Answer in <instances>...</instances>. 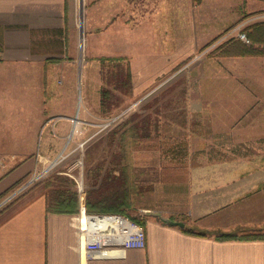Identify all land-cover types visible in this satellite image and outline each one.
I'll return each instance as SVG.
<instances>
[{
    "label": "crops",
    "instance_id": "obj_1",
    "mask_svg": "<svg viewBox=\"0 0 264 264\" xmlns=\"http://www.w3.org/2000/svg\"><path fill=\"white\" fill-rule=\"evenodd\" d=\"M85 1L87 53L92 63L100 66L102 83V75L112 70L117 69L119 78L121 69L126 72L124 60L135 47V34L143 36V42L154 34L147 15L152 17L149 12L158 10L154 5L159 0H135L142 6L136 13L140 20L134 25L127 19V0ZM184 1V6L190 7V0ZM253 6L244 0H201L181 15L193 20L191 28L201 26L194 19L214 26L225 10L234 11L237 19L240 11ZM73 24L74 0H0V195L34 169L48 145L62 147L64 142L76 140L72 118L87 122V116L94 112L92 70L88 64L78 63ZM237 57L253 71L238 69L229 93L232 98L226 96L223 104L204 107L205 112L200 110L199 114L208 116L209 138L217 143L260 145L264 142V117L255 120L244 116L264 115V61L260 56ZM81 73L88 88H84L78 107ZM98 82L97 107L101 112L104 85L100 79ZM132 91H139V87L132 85ZM217 115L223 126L216 124ZM233 189L228 184L222 186L215 206L201 213L190 211L199 218L194 224L213 228L223 217L235 216L237 220L230 203L239 200L243 189ZM80 207L77 204V212H47L44 190L37 187L1 207L0 264H264V239H218L208 233L197 234L201 231L191 227H186L192 230L187 232L154 220L145 224L144 245L134 247L123 243L131 242L129 234H136L132 225L124 221L108 224V217H96L102 226L112 228L105 237L109 243L85 248Z\"/></svg>",
    "mask_w": 264,
    "mask_h": 264
},
{
    "label": "rangeland",
    "instance_id": "obj_2",
    "mask_svg": "<svg viewBox=\"0 0 264 264\" xmlns=\"http://www.w3.org/2000/svg\"><path fill=\"white\" fill-rule=\"evenodd\" d=\"M244 1L254 6L250 9L245 7L237 19H234V11L225 10L219 24L212 26L206 22L205 25L201 19H194L201 26L191 28L193 20L182 18V10H193L201 0H190V7L184 6V0L168 3L159 0L154 5L158 10L148 11L152 17L147 15L152 21L154 34L150 35L149 41L143 42L140 40L143 36L136 33L135 47L125 56L126 71L130 75V89H127L125 84L118 87L115 84L117 69L102 75L104 82H101L100 66L92 63L86 49L83 25L86 1L74 0L73 31L77 59L79 65L88 64L92 70L89 77L94 83L90 91L94 112L87 116V122L77 119L73 130L74 142L69 143L68 140L62 147L48 145L34 169L1 194L0 202L50 161L61 156L18 196L34 187L42 188L44 194L57 187L75 192L77 204L82 203L84 207L90 194L98 191L96 188L105 173L109 170L114 174L124 171L128 184L118 183V187H128L131 195L128 215L104 214L126 217L129 225L140 226L143 231L145 224L153 220L166 224L169 220H179L184 227L215 237L228 233L241 237L264 229V142L254 146H233L225 140L217 143L209 138L211 131H207L205 121L208 116L199 114L200 110H205L204 107L224 102L226 96L232 98L229 93L233 90L234 75L246 66L237 56H260L264 61V41L254 42L249 34L252 24L264 21V0ZM141 6L135 0H127L126 15L130 24L140 20L136 13ZM236 27L245 33L248 42L237 38V30L232 31ZM230 40L245 45L252 43L261 53L223 55L220 47ZM252 68L247 65L244 69L253 71ZM120 72L125 80L126 72L123 73L122 69ZM99 79L111 95V104L101 112L97 107ZM134 84L139 91L132 93ZM85 87L88 88L81 73L77 88L78 107L82 105L80 98ZM235 95L238 96L237 93ZM247 117L257 120L264 115L244 116ZM215 119L218 126H223L219 123L221 116L217 115ZM226 184L234 189H243L237 198L239 200L230 203L238 219L235 220V216L230 219L223 217L217 226L214 223L213 228L194 224L199 218H194L190 211L201 213L215 206L220 188ZM104 231L111 233L112 228L106 226Z\"/></svg>",
    "mask_w": 264,
    "mask_h": 264
},
{
    "label": "trees",
    "instance_id": "obj_3",
    "mask_svg": "<svg viewBox=\"0 0 264 264\" xmlns=\"http://www.w3.org/2000/svg\"><path fill=\"white\" fill-rule=\"evenodd\" d=\"M251 32H249L254 42L264 41V21L254 23L250 26ZM223 55H245V54H258L260 50L254 46V44L245 45L237 40H230L226 44L220 47ZM129 72V71H128ZM126 71L127 77L125 80L120 76L115 79L117 87L121 84H125L127 89H130V75ZM116 87V88H117ZM109 90L102 88L100 91V106L104 111L109 107L110 103ZM62 180V178H58ZM57 182V180H55ZM127 185L128 181L124 171H120L118 174H114L113 170H109L105 173L98 183L96 193H91L84 203V210L88 213H120L128 215L127 208H129L130 193L128 187L120 186ZM125 187V188H123ZM100 189V190H99ZM45 196V209L47 212H77V198L75 192L58 189L53 187L46 191ZM91 196L93 200H91ZM168 224H170L168 222ZM171 225V224H170ZM144 226V225H143ZM182 230L192 232L191 229L186 227H180ZM197 234H204L203 232H196ZM218 239H264V229H258L251 231L249 234L235 237L231 234H219L216 236Z\"/></svg>",
    "mask_w": 264,
    "mask_h": 264
},
{
    "label": "built area",
    "instance_id": "obj_4",
    "mask_svg": "<svg viewBox=\"0 0 264 264\" xmlns=\"http://www.w3.org/2000/svg\"><path fill=\"white\" fill-rule=\"evenodd\" d=\"M80 2V0H77ZM239 27V26H238ZM238 27L234 28L232 31L237 30L236 36L237 38L241 39L242 41L248 42V38L245 35L244 32H241L238 30ZM74 127L73 130L76 129L77 126V118L74 117L71 119ZM61 155V154H60ZM61 158V156H60ZM60 158H55L53 161H50L45 168L40 170L39 173L32 175L27 182H25L23 185L20 187L16 188L13 192H11L4 200L0 202V208L4 205L9 203L10 200L21 194L27 187H29L30 184L33 183V181L37 178H39L41 175H43L47 170H49L52 165L57 163V161ZM45 161L47 159L45 158ZM44 162V161H43ZM80 232L81 236L84 242V247L85 248H90V247H100L103 246L107 243H109L108 240H106V236L109 235L107 231L105 230L106 224L102 226V223H98V221L95 219L96 217H108L109 219L108 224H112V222H120V221H128V219L125 217L123 218L121 215H112V214H104V213H86L84 211L83 204L80 203ZM127 223V222H126ZM99 225V226H98ZM134 227V232L136 234H129L127 238L132 239L131 242H128V240H124L123 243L128 246H134V247H142L144 245V239H143V230H141L140 226H136L132 224ZM102 228V230H101ZM99 229V231H98ZM98 231V233L96 232ZM133 237V238H132ZM117 242V241H116Z\"/></svg>",
    "mask_w": 264,
    "mask_h": 264
},
{
    "label": "water",
    "instance_id": "obj_5",
    "mask_svg": "<svg viewBox=\"0 0 264 264\" xmlns=\"http://www.w3.org/2000/svg\"><path fill=\"white\" fill-rule=\"evenodd\" d=\"M169 223L171 225H175V226H179V227H183L184 223L182 221L179 220H169Z\"/></svg>",
    "mask_w": 264,
    "mask_h": 264
}]
</instances>
